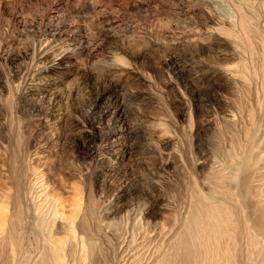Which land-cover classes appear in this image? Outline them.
I'll list each match as a JSON object with an SVG mask.
<instances>
[{
    "label": "rangeland",
    "instance_id": "rangeland-1",
    "mask_svg": "<svg viewBox=\"0 0 264 264\" xmlns=\"http://www.w3.org/2000/svg\"><path fill=\"white\" fill-rule=\"evenodd\" d=\"M239 27L232 34L199 0H0V212L11 215L21 164L41 177L64 223L81 216L103 229L97 261L86 264L112 263L118 243L108 229L126 230L130 216L171 225L174 185L203 176V150L216 151L244 106L245 77L234 68L257 77ZM30 67L38 80L24 92ZM206 84L213 104L203 114ZM19 229L21 251L0 232V264L32 256L33 236Z\"/></svg>",
    "mask_w": 264,
    "mask_h": 264
},
{
    "label": "bare ground",
    "instance_id": "bare-ground-1",
    "mask_svg": "<svg viewBox=\"0 0 264 264\" xmlns=\"http://www.w3.org/2000/svg\"><path fill=\"white\" fill-rule=\"evenodd\" d=\"M199 1L207 3L232 34H238L235 26L240 25V35L256 54L253 67L257 77L253 79L246 64L234 68L235 74L241 72L245 77L244 81L239 78L244 106L226 124L216 151L205 146L203 152L209 165L203 176L191 174L185 184L174 185L172 224L163 228L132 215L126 230L110 226L108 230L118 243V256H113L110 264H264V0ZM61 10L70 12L65 7ZM235 12L239 13L237 20ZM34 64L37 62L32 61ZM24 72L22 77L28 86L24 92H31L38 71L30 67ZM207 86L197 93L203 114L213 104L214 91ZM253 89L258 92L255 100L250 96ZM112 119L118 121L119 117ZM178 159L181 160L180 155ZM23 167L14 166L13 209L8 208L12 210L9 218L3 210L0 212V232L8 233L17 251L26 241L19 236V228L33 236L36 246L25 264H73L75 254L82 264L97 261L103 229L94 228L84 215L64 223L65 218L58 213L55 202L49 200L41 177L31 172L29 178L30 171ZM60 230H66V237L52 238ZM150 230L157 231L154 238L148 233L155 244L149 243ZM157 239L159 242H155Z\"/></svg>",
    "mask_w": 264,
    "mask_h": 264
}]
</instances>
